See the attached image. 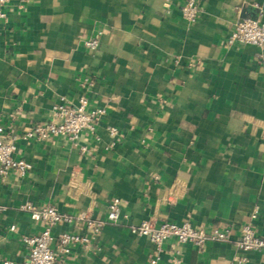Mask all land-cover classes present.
Segmentation results:
<instances>
[{"label": "crops", "instance_id": "crops-1", "mask_svg": "<svg viewBox=\"0 0 264 264\" xmlns=\"http://www.w3.org/2000/svg\"><path fill=\"white\" fill-rule=\"evenodd\" d=\"M12 0L0 18V126L32 163L0 178V264L28 258L23 237L45 226L21 205H53L104 221L53 228L63 264H264V250L234 240L253 220L264 238V47L226 39L238 19L264 15V0ZM99 37L91 50L86 41ZM105 115L72 142L21 135L51 119L62 97ZM115 128L112 135L109 128ZM120 199L118 222L109 203ZM148 220L229 228L232 242L203 248L166 241L158 251L131 231ZM15 227L11 230V227ZM65 231L87 235L61 253Z\"/></svg>", "mask_w": 264, "mask_h": 264}, {"label": "built area", "instance_id": "built-area-1", "mask_svg": "<svg viewBox=\"0 0 264 264\" xmlns=\"http://www.w3.org/2000/svg\"><path fill=\"white\" fill-rule=\"evenodd\" d=\"M12 0H0V18L6 17L3 10L8 2ZM23 1V0H17ZM183 18L188 23H193L199 15V5L197 0H185L181 7ZM230 45L236 43L251 44L264 47V15L258 17H247L236 20L231 26L226 39ZM99 37L86 41V46L95 50L99 47ZM264 69V57L262 59ZM106 110L103 107H89L88 97L82 96L77 102L66 100L62 97L52 112L51 119L44 124H37L31 129L25 131L21 138L36 139L38 141L46 140L52 136H63L75 142L84 130L94 131L96 125L105 115ZM112 135L116 134L115 128H109ZM17 146L15 139H7L4 128L0 126V178L8 173H13L18 177H24L33 167L29 161L17 157ZM23 210L29 212L32 219L41 221L45 224L44 228L37 234L23 237L24 243L29 248L28 258L20 264H63V261L57 253L54 252L51 244L54 240L52 230L54 227L63 224H73L82 222L87 231L98 232L104 226V221L90 219L86 213H81L74 217L67 213L59 212L53 205L35 206L32 204L21 205ZM108 221L116 223L120 219L121 201L116 198L109 203ZM257 213L251 216V222L245 223L241 230V236L234 240L236 247L244 251H262L264 250V238L259 236L253 228V220ZM15 227H11L14 230ZM132 233L147 237L161 251L162 245L174 239L182 244H192L203 248L208 242L215 241L220 243L232 242L231 230L229 228L193 226L190 222L177 224L165 221L160 225H155L151 221L144 220L137 226L131 227ZM61 253H68L70 246L74 243H80L87 247L90 238L78 232L65 231L58 238ZM157 263V259L152 260ZM246 259L241 258L236 264H245ZM3 264H16L12 260H5ZM174 264H181L179 259H175Z\"/></svg>", "mask_w": 264, "mask_h": 264}]
</instances>
